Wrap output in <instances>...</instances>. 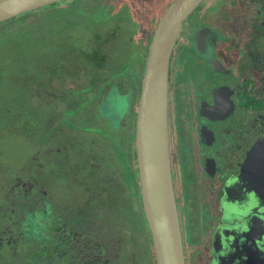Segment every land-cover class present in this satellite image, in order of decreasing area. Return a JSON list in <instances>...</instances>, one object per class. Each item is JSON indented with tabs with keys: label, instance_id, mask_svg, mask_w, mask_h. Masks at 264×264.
<instances>
[{
	"label": "flooded vegetation",
	"instance_id": "obj_1",
	"mask_svg": "<svg viewBox=\"0 0 264 264\" xmlns=\"http://www.w3.org/2000/svg\"><path fill=\"white\" fill-rule=\"evenodd\" d=\"M95 1L105 14H119L98 25L102 33L108 30L103 45L115 40L111 64L82 66L68 52L62 71L70 77L56 75L43 90L68 89L74 96L62 104L69 106L54 117L57 111L45 104L33 117H41L42 124L24 123L28 135L40 132L46 183L40 189L37 181L18 176L13 197L4 193L0 264H158L143 202L136 131L149 45L175 0ZM217 1L203 0L183 21L170 60V160L185 263L264 264V190L256 189L264 188V176L256 162L246 171L251 148L264 137V0ZM143 14L145 25L139 20ZM95 32L96 24L92 47ZM119 45L128 50L125 56L136 46L138 58L132 61L143 62L135 91L117 76L134 75ZM95 76L105 78L97 89L88 85ZM93 98L98 107L89 101ZM51 133L55 138L44 144ZM49 143L62 154H49ZM111 149L115 155L108 160Z\"/></svg>",
	"mask_w": 264,
	"mask_h": 264
},
{
	"label": "rangeland",
	"instance_id": "obj_2",
	"mask_svg": "<svg viewBox=\"0 0 264 264\" xmlns=\"http://www.w3.org/2000/svg\"><path fill=\"white\" fill-rule=\"evenodd\" d=\"M68 1L60 0L56 3L57 5L48 4L34 9V11L31 10L32 13H38V15L35 16V23L31 25V29L46 23L49 31V35L47 37L44 35L43 38L38 37L37 39L33 40V43L38 42V49L44 51L43 53L40 51V54L36 55L38 58L34 65L36 66L38 61H40L41 56L43 57L44 55L46 63L57 67V72L59 75L67 78L70 76L62 71L64 64L63 59L56 58L58 51H67V48H70L71 51L74 49L75 51L73 54H76V51H82L85 47L84 44L89 39L90 33L93 32V27L95 24L104 25L106 22L115 21L119 15L117 12L115 13L116 15L114 13L112 15L109 13L105 14L104 7L95 0H78L74 5ZM220 1L225 2L226 0H219L215 3V5H220ZM67 7H70L71 9L67 16L77 18L76 21L78 22L71 27L64 23L66 20L69 21V18H64L65 20L60 19L57 21L60 13L62 16L65 15L64 11ZM196 13H198V10H196L193 15ZM28 17L32 18V15ZM40 18L42 24L39 22ZM34 20L35 19H33L31 22H34ZM50 20L54 21L51 23ZM139 20L145 25L147 18L143 14L142 18ZM189 20L190 18L188 21ZM56 21L59 24H57ZM73 22L75 23V20H73ZM1 25L3 24H0V26ZM22 26L24 25L19 24L18 26L11 27L10 29L0 28V202L6 193L13 197L14 194L11 193V186L14 184L13 181H16V177L18 176L25 175L30 181H37L39 185L38 188L40 189H44L45 185L43 187L41 185L46 183V176H44L46 169H43L44 166H41V162L45 154L41 152L42 149L40 148V145H42V139H40L39 135L40 132H37L35 135H28L30 132L29 127H24V125L21 124V126H17L16 122L14 121V115L16 114L20 117L22 114L24 116L23 118L17 119L18 124V121H22V123L27 122L29 124H34L35 122L41 123V117L37 121L33 117H39L40 113H43L45 104L48 106V109L51 108L52 110L57 111L56 113L52 112V115L55 117L56 114H60L59 110L68 105V103H66V105L63 106L62 102L69 101L70 96H74L67 91L68 89H66L65 92L63 91L64 88H53L51 90H43L40 88L32 89L29 88L28 84L26 85L23 82V84H21L19 81L16 82L15 88L12 87V84H14L13 82L15 80H12L13 78L11 77L12 74H10V71L13 70L12 62H14V58L11 55L14 53V48H10L9 42L11 39H18V36L21 33H25V30L22 29ZM25 29H27L26 25ZM104 30L106 32L108 31L106 28H104ZM137 35L141 36L140 29ZM140 36H136L135 38L137 44H140ZM114 44L115 40L108 41L104 44V47L107 49L108 53L112 55L114 54L112 49L116 48ZM142 45H146V43H142ZM127 51L123 46L119 45L118 52L120 53V56L124 58V60L127 58L132 61L133 59L138 58L137 55L139 53L137 52L136 46L130 47L129 56H125ZM70 53L72 54V52ZM35 54L36 52L33 53V55ZM26 57H29V55H26ZM24 65L25 62H18V64L15 66L16 78L19 73L18 69ZM142 65V60H138L136 62L132 61V64L131 62L129 63V70H133L134 75H128L127 72H121L118 73L117 76L125 82L126 87L135 88L133 89L135 91L140 77L139 73L142 70ZM29 73L32 74V71ZM82 74L86 73L82 72ZM35 75L37 77L36 81L41 82L42 74L36 72ZM21 79H25V77ZM69 83L70 81L67 82V84ZM95 96L97 97L96 93ZM89 101L94 106L98 107V100L93 98L89 99ZM90 111L91 112L89 113H92V108ZM86 113V110H82L81 112V114H84V116ZM29 116L32 118L29 119ZM73 120L74 122H79L78 118H73ZM97 122L102 121L97 120ZM47 130L48 129H46L45 132H47ZM63 130L65 132L69 129L64 127ZM73 132L79 131L75 129ZM55 135L56 134L51 133L47 137L48 139L46 138L44 141V144H48V142L55 138ZM95 136L97 139H101L97 133ZM77 138L78 136L73 137V139ZM49 144V154L52 156L62 154L60 151H58L57 145L51 146V143ZM107 154L111 156L108 159L110 160L115 155V151L111 149ZM35 157H39L40 159L35 161ZM30 159L31 161L28 163ZM74 161L77 160L75 159ZM49 181L51 184H53V179H49ZM5 188H7L6 191ZM0 215L3 216L2 214ZM4 226L2 225L0 228L3 229Z\"/></svg>",
	"mask_w": 264,
	"mask_h": 264
},
{
	"label": "water",
	"instance_id": "obj_3",
	"mask_svg": "<svg viewBox=\"0 0 264 264\" xmlns=\"http://www.w3.org/2000/svg\"><path fill=\"white\" fill-rule=\"evenodd\" d=\"M60 0H0V22ZM203 0H175L149 45L137 117V151L143 202L158 264H186L169 144V69L183 21ZM106 113V104L102 106ZM264 176V137L246 160ZM257 191H263L256 187Z\"/></svg>",
	"mask_w": 264,
	"mask_h": 264
},
{
	"label": "trees",
	"instance_id": "obj_4",
	"mask_svg": "<svg viewBox=\"0 0 264 264\" xmlns=\"http://www.w3.org/2000/svg\"><path fill=\"white\" fill-rule=\"evenodd\" d=\"M62 1H68V0H62ZM77 1L78 0H70L68 2H70L72 5H74ZM57 2L51 3L49 5H57L56 4ZM70 10H71L70 7L65 8V11H64L65 15L62 16L60 13V15L58 16L59 18H57V21H59L60 19L69 18L70 19L69 21L68 20L64 21V23L66 25L71 27L72 25L77 24L78 23L76 21L77 18H72V17L67 16V14L70 12ZM30 15H32V18L28 17ZM36 15H38V13H32L31 11L30 12L28 11V12H25L21 15L14 16L11 19L4 20V21L0 22V24H3L0 26V28L10 29L11 27L18 26L19 24L24 25V26H22V29L25 30V33H21L18 36V39H13V40L11 39L9 42L10 48H12V49L14 48V53L11 55L14 58V62H12L13 70L10 71V74H12V76L11 75L10 76L13 78L12 80H15L13 82L14 84H12V87H14V88L16 87V82L19 81V83H21V84H23V83L26 85L28 84L29 88H32V89H34V88L45 89V88H47V86H48L49 82L52 80V78H54L56 75H59L58 72L57 73L55 72V71H57V67H54L52 65L47 64L45 59H44V55H43V57L41 56V59H40V61H38V64L36 66L34 65V63L37 61V58H38L36 55H39L40 51L42 53L44 51L38 49V46H39V45H37L38 42L33 43V40L37 39L38 37L43 38L44 35L46 37L49 35L48 27L46 26V23H44V24L41 23V18H40L39 22L42 25H38L37 27L31 29V25H33L36 21V17H35ZM33 19H35L34 22H31V21H33ZM73 20H75V23L73 22ZM53 21L50 20L51 23ZM57 24H59V23L57 22ZM25 25H26L27 29H25ZM60 28H61V26H60ZM96 30H97V32H95V33H97V34L95 36L97 37V45L92 47L91 44H89V39L91 38V33H90L88 41L84 44L85 47L83 48L82 51L81 50H79L78 52L76 51V55H77V57L80 58V61H81V62H78V64H81L82 66H84V65L88 66L89 65L88 63H90L92 66H95L96 68L100 69V68H105L107 64L110 65L111 62L109 61L110 53H108L107 49L102 44L103 42H105L104 39H102V38L106 37L107 33L106 32L102 33V30H100V28H98V24H96ZM115 32H117V31H115ZM115 32L112 36V39H115L117 37V33L115 34ZM66 50L71 51L70 48H67ZM67 51H58L57 57L56 56L55 57L63 59L65 56H67V54H68ZM74 51L75 50H72L71 52L73 53ZM35 52H36V54L33 55V53H35ZM26 55H29V57H26ZM71 56H72V54H71ZM18 62H25V65L21 66V68L18 69L19 73H18L17 78H16L15 66L18 64ZM128 63H129V61L126 60L125 62H122L120 65L125 64L126 66L122 65V67L127 68ZM30 71H32V74L29 73ZM51 71H53L54 74H52L51 78H50L48 76V73ZM36 72H39L42 74V78H41L42 81L41 82L36 81V79H37V77L35 75ZM24 77H25V79H21ZM62 77H64V76H62ZM104 81H105V78L95 76L90 81H88V85L92 86L93 89H96ZM25 87H28V86H25ZM20 118L21 117H19V119ZM34 118H36V117H34ZM15 122H16L17 126L24 125V127H28L24 123H22V121H18L19 124L17 123V121H15Z\"/></svg>",
	"mask_w": 264,
	"mask_h": 264
}]
</instances>
